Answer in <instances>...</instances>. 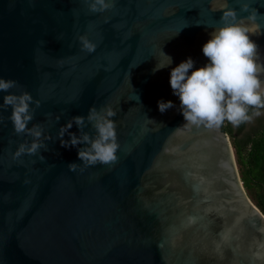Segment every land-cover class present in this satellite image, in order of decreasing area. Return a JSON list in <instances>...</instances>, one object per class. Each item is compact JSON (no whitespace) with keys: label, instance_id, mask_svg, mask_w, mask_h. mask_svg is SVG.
<instances>
[{"label":"water","instance_id":"obj_1","mask_svg":"<svg viewBox=\"0 0 264 264\" xmlns=\"http://www.w3.org/2000/svg\"><path fill=\"white\" fill-rule=\"evenodd\" d=\"M227 2L248 15L240 0ZM246 2L256 10L261 34L250 38L264 65V0ZM224 4L115 0L93 13L86 0H0V77L39 102L28 127L51 137L44 161L15 157L32 138L13 132L10 106L0 110V264H264V215L228 134L187 125L169 85L170 69L186 58L207 63L201 46ZM80 36L95 50H82ZM164 54L172 65L153 74ZM160 99L176 107L161 114ZM92 105L116 112L118 159L70 172L69 163L82 162L56 135Z\"/></svg>","mask_w":264,"mask_h":264},{"label":"clouds","instance_id":"obj_2","mask_svg":"<svg viewBox=\"0 0 264 264\" xmlns=\"http://www.w3.org/2000/svg\"><path fill=\"white\" fill-rule=\"evenodd\" d=\"M86 3L90 12L102 13L114 7L115 0H86ZM239 10L248 15L239 17L237 10L225 0L219 26L212 30L210 38L201 46L207 63L194 67L195 61L188 57L170 69L169 85L172 94L179 100L180 114L189 126L205 125L212 128L221 126L225 121L238 126L250 121L252 115H260L259 109H264V80L259 78L264 73V65L257 63V44L250 38L253 34H261L260 26L255 23L256 10L250 12L246 0H240ZM78 39L82 50L89 53L95 50L96 45L85 36ZM165 57L166 62L157 63L152 69L153 74L172 65V58ZM15 87L17 81L0 77V92L4 93L0 110L7 111L10 106L11 112L7 119L12 124L13 132L17 136L24 134L32 138L30 142L20 143L14 156L38 155L44 161L41 149L48 150L45 141L51 137L44 134L39 124L28 127L33 120L30 106L35 103L39 107V102L34 101L27 91L19 95L9 91ZM175 107L171 100L157 101V109L161 114ZM115 116L111 105L100 108L92 105L86 116H72L59 127L56 139L60 146L65 149L76 148L77 158L82 162L69 163L67 167L70 172L97 164L115 163L119 149L116 123L112 119ZM56 119L59 121L60 117ZM73 125L78 133L69 131ZM88 127L93 130L91 133L85 131ZM65 135L68 139H64Z\"/></svg>","mask_w":264,"mask_h":264},{"label":"trees","instance_id":"obj_3","mask_svg":"<svg viewBox=\"0 0 264 264\" xmlns=\"http://www.w3.org/2000/svg\"><path fill=\"white\" fill-rule=\"evenodd\" d=\"M246 122L233 126L225 121L221 127L232 143L240 178L247 195L264 215V125L250 133H243Z\"/></svg>","mask_w":264,"mask_h":264},{"label":"rangeland","instance_id":"obj_4","mask_svg":"<svg viewBox=\"0 0 264 264\" xmlns=\"http://www.w3.org/2000/svg\"><path fill=\"white\" fill-rule=\"evenodd\" d=\"M260 115H252V119L246 122L243 133H250L252 130L264 125V109H260Z\"/></svg>","mask_w":264,"mask_h":264}]
</instances>
